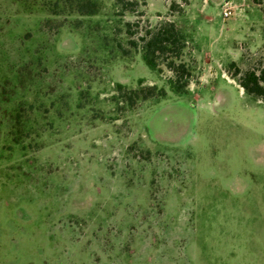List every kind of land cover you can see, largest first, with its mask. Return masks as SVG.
<instances>
[{
	"label": "rangeland",
	"instance_id": "1",
	"mask_svg": "<svg viewBox=\"0 0 264 264\" xmlns=\"http://www.w3.org/2000/svg\"><path fill=\"white\" fill-rule=\"evenodd\" d=\"M135 1L143 16H118L116 0L93 17L0 0V264H264V100L228 73L264 65V2ZM137 21L192 38L188 94L117 50ZM141 79L167 97L119 111L116 85Z\"/></svg>",
	"mask_w": 264,
	"mask_h": 264
},
{
	"label": "trees",
	"instance_id": "2",
	"mask_svg": "<svg viewBox=\"0 0 264 264\" xmlns=\"http://www.w3.org/2000/svg\"><path fill=\"white\" fill-rule=\"evenodd\" d=\"M24 4H34L42 1L52 15H79L81 17H93L100 15L103 10V0H21ZM255 5H262L264 0H251ZM142 6L135 0H116V14L123 17L126 13L143 16L139 9ZM33 8H26L31 13ZM177 8H171L174 11ZM181 11V8L176 10ZM80 21L74 28L79 30ZM125 33L128 36L126 46L117 43V50L125 57L133 53H140L142 60L152 72L161 71L165 67L172 73L169 79L170 91L176 96L188 94L191 83L195 80V66L192 60H187V50L192 38L174 21L159 22L155 26L141 21L125 22ZM234 69L228 70L230 77L238 81L245 94L258 100H264V65L257 71H248L244 74L235 63L230 65ZM168 95L165 88L157 85H144L141 79L137 88H129L124 84L116 85V93L112 101L121 112L135 110L142 102H159ZM33 105L23 101L18 106V112L14 118L15 126L11 132L12 141L15 145H21V135L29 131V112H33ZM25 114V115H23ZM19 135V136H18Z\"/></svg>",
	"mask_w": 264,
	"mask_h": 264
},
{
	"label": "crops",
	"instance_id": "3",
	"mask_svg": "<svg viewBox=\"0 0 264 264\" xmlns=\"http://www.w3.org/2000/svg\"><path fill=\"white\" fill-rule=\"evenodd\" d=\"M263 2H264V1H263ZM253 5H255V4H253ZM255 6H257V7L259 6V7H260L261 5H255ZM210 9H211V8H210ZM231 9H232V8H231ZM262 9H264V8H252V10H254V14H255V15H254V18L256 17V13H257V12H260V14H261ZM203 11H204V12H203ZM231 11H232V10H231ZM200 12H201V14H204L205 12H206V13L209 12V10H208V8H203L202 10H200ZM231 17H232V15H231ZM203 18H204L206 24H208V25L211 24V19H212V18H210V17H208V16H206V17L203 16ZM252 18H253V16H252V17H249L250 20H251ZM255 21L257 22V24H260L261 26H263L262 24H263V22H264V17H263L262 15H260L259 17H256ZM249 42H250V41H249ZM252 43H254V40H253V39L251 40V43H250V44L248 43L249 48H252ZM244 46H247V45L244 44ZM233 54L236 55V56L238 55L237 52H235V51L233 52Z\"/></svg>",
	"mask_w": 264,
	"mask_h": 264
},
{
	"label": "built area",
	"instance_id": "4",
	"mask_svg": "<svg viewBox=\"0 0 264 264\" xmlns=\"http://www.w3.org/2000/svg\"><path fill=\"white\" fill-rule=\"evenodd\" d=\"M231 15H232L231 10H230L229 8H226V9L224 10V12H223V17H224L225 19H227V18L231 17Z\"/></svg>",
	"mask_w": 264,
	"mask_h": 264
}]
</instances>
